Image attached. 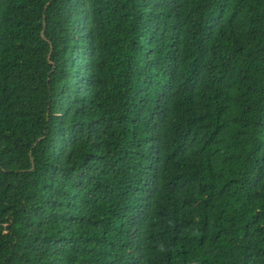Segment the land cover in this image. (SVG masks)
I'll use <instances>...</instances> for the list:
<instances>
[{"label": "trees", "instance_id": "16d2710c", "mask_svg": "<svg viewBox=\"0 0 264 264\" xmlns=\"http://www.w3.org/2000/svg\"><path fill=\"white\" fill-rule=\"evenodd\" d=\"M0 264H264V0H0Z\"/></svg>", "mask_w": 264, "mask_h": 264}]
</instances>
